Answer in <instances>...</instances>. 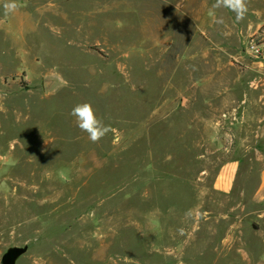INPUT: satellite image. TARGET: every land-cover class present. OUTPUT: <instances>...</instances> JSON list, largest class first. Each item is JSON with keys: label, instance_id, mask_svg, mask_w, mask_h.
Segmentation results:
<instances>
[{"label": "rangeland", "instance_id": "rangeland-1", "mask_svg": "<svg viewBox=\"0 0 264 264\" xmlns=\"http://www.w3.org/2000/svg\"><path fill=\"white\" fill-rule=\"evenodd\" d=\"M208 1L0 0V264H264V70Z\"/></svg>", "mask_w": 264, "mask_h": 264}, {"label": "crops", "instance_id": "crops-1", "mask_svg": "<svg viewBox=\"0 0 264 264\" xmlns=\"http://www.w3.org/2000/svg\"><path fill=\"white\" fill-rule=\"evenodd\" d=\"M216 0L208 1L207 9L210 15L207 17L208 28L214 24L215 13L217 8H213ZM248 11L246 17V25L243 28L233 29L232 26H238V22L241 20L236 19V15H231L228 20H225L226 24L224 31H226L229 25L228 31L230 33L238 34L239 39L244 40L260 32L264 36V0H247ZM233 29V30H232ZM211 31V29H209ZM212 47H215V43H211ZM212 59H216V56H212ZM249 69H263L264 70V43L262 45V55L256 60H252L249 64ZM240 163L237 160H231L225 162L218 170L213 183L212 189L220 194L228 195L234 191V185L238 176ZM257 196L264 201V165L260 172V185L257 190Z\"/></svg>", "mask_w": 264, "mask_h": 264}, {"label": "clouds", "instance_id": "clouds-1", "mask_svg": "<svg viewBox=\"0 0 264 264\" xmlns=\"http://www.w3.org/2000/svg\"><path fill=\"white\" fill-rule=\"evenodd\" d=\"M17 7L16 0H9L4 5L6 14L15 11ZM213 8L229 9L235 13L238 21L242 20L248 11L247 0H216ZM70 115L75 119L76 126L82 132L87 133L88 139L92 143H98L111 131V127L97 116L95 109L89 102L76 104Z\"/></svg>", "mask_w": 264, "mask_h": 264}, {"label": "built area", "instance_id": "built-area-1", "mask_svg": "<svg viewBox=\"0 0 264 264\" xmlns=\"http://www.w3.org/2000/svg\"><path fill=\"white\" fill-rule=\"evenodd\" d=\"M264 43V36L257 32L251 36L247 42V51L254 57L259 58L262 55V45Z\"/></svg>", "mask_w": 264, "mask_h": 264}, {"label": "water", "instance_id": "water-1", "mask_svg": "<svg viewBox=\"0 0 264 264\" xmlns=\"http://www.w3.org/2000/svg\"><path fill=\"white\" fill-rule=\"evenodd\" d=\"M25 248H9L2 256L1 264H16L18 258L24 254Z\"/></svg>", "mask_w": 264, "mask_h": 264}]
</instances>
